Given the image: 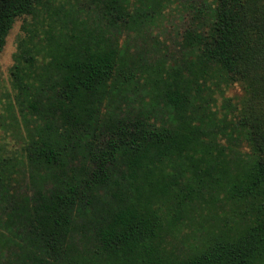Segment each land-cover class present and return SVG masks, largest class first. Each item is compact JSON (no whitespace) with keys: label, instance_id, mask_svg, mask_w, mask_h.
<instances>
[{"label":"trees","instance_id":"16d2710c","mask_svg":"<svg viewBox=\"0 0 264 264\" xmlns=\"http://www.w3.org/2000/svg\"><path fill=\"white\" fill-rule=\"evenodd\" d=\"M94 3L90 21L52 0H0V51L18 17L41 34L18 39L10 70L39 182L7 264H264V0H204L166 66L119 40L160 0ZM230 85L240 94L216 108ZM195 207H228L229 223L173 253Z\"/></svg>","mask_w":264,"mask_h":264},{"label":"rangeland","instance_id":"374dc122","mask_svg":"<svg viewBox=\"0 0 264 264\" xmlns=\"http://www.w3.org/2000/svg\"><path fill=\"white\" fill-rule=\"evenodd\" d=\"M152 22L140 33H127L120 37L127 51L140 61L151 65L161 63L166 66L178 63L182 56V35L187 30L201 24L196 18L197 10H203L204 0H160ZM54 6H72L74 11L85 12L89 20L97 15L94 0H52ZM96 10V11H95ZM38 19L30 16L16 18L8 30L0 51V264L14 262L18 252L8 242L11 229L21 207L38 185L37 170L24 157L27 129L30 119H24L14 101L10 85V70L16 52L18 39L29 35L32 41L41 39ZM139 61V62H140ZM240 94L237 85L227 88L220 86L213 92L216 108H220L223 98L232 99ZM228 207L223 209L195 207L183 218L167 249L173 253L182 252L197 244L206 231L223 222L229 223ZM10 241V240H9Z\"/></svg>","mask_w":264,"mask_h":264}]
</instances>
